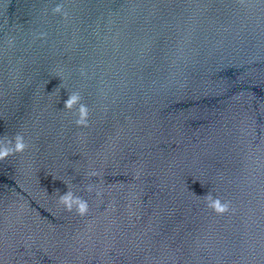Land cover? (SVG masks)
Segmentation results:
<instances>
[{
	"label": "water",
	"instance_id": "95a60500",
	"mask_svg": "<svg viewBox=\"0 0 264 264\" xmlns=\"http://www.w3.org/2000/svg\"><path fill=\"white\" fill-rule=\"evenodd\" d=\"M17 132L0 264H264V0H0V137ZM69 182L87 215L58 203Z\"/></svg>",
	"mask_w": 264,
	"mask_h": 264
},
{
	"label": "clouds",
	"instance_id": "9594fccd",
	"mask_svg": "<svg viewBox=\"0 0 264 264\" xmlns=\"http://www.w3.org/2000/svg\"><path fill=\"white\" fill-rule=\"evenodd\" d=\"M53 13H62L63 5L57 4L53 9ZM65 16L66 12L63 13ZM45 34H41L44 36ZM83 74V73H81ZM83 97L79 91H73L69 93L68 99L64 102V109L69 112H73L76 117L74 123L77 127H88L89 126V115L90 109L87 104L82 102ZM29 147L28 142L25 140L24 136L21 133H15L11 136L8 134L0 137V160H4L9 156H13L17 153H23ZM100 173L95 169H90L85 173L87 179L93 177H100ZM67 186V191L63 194L59 193V190H56L58 194V203L63 205L65 210L68 212L75 211L76 214L80 216H85L89 212L88 201L80 195L76 194V191H73V185L71 182L65 183ZM83 191L88 193L95 192L97 197H101L103 193L97 188L96 184L89 183L83 185ZM205 201L206 207L211 209L217 215H224L229 212L235 211L232 207V203L229 200H222L219 196H213L212 191L210 190L206 195L202 196Z\"/></svg>",
	"mask_w": 264,
	"mask_h": 264
}]
</instances>
